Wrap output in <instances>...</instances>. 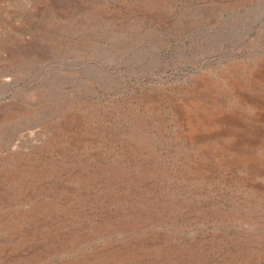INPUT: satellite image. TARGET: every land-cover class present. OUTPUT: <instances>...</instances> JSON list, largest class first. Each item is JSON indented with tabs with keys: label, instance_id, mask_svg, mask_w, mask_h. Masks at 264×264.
Wrapping results in <instances>:
<instances>
[{
	"label": "rangeland",
	"instance_id": "obj_1",
	"mask_svg": "<svg viewBox=\"0 0 264 264\" xmlns=\"http://www.w3.org/2000/svg\"><path fill=\"white\" fill-rule=\"evenodd\" d=\"M0 264H264V0H0Z\"/></svg>",
	"mask_w": 264,
	"mask_h": 264
},
{
	"label": "bare ground",
	"instance_id": "obj_2",
	"mask_svg": "<svg viewBox=\"0 0 264 264\" xmlns=\"http://www.w3.org/2000/svg\"><path fill=\"white\" fill-rule=\"evenodd\" d=\"M2 4V3H1ZM7 31V30H6ZM15 34H16V31H15ZM23 58V57H22Z\"/></svg>",
	"mask_w": 264,
	"mask_h": 264
}]
</instances>
